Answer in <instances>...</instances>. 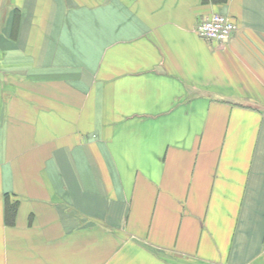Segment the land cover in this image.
Here are the masks:
<instances>
[{
	"label": "crops",
	"instance_id": "crops-1",
	"mask_svg": "<svg viewBox=\"0 0 264 264\" xmlns=\"http://www.w3.org/2000/svg\"><path fill=\"white\" fill-rule=\"evenodd\" d=\"M0 264H264V0H0Z\"/></svg>",
	"mask_w": 264,
	"mask_h": 264
},
{
	"label": "built area",
	"instance_id": "built-area-1",
	"mask_svg": "<svg viewBox=\"0 0 264 264\" xmlns=\"http://www.w3.org/2000/svg\"><path fill=\"white\" fill-rule=\"evenodd\" d=\"M236 30V23L231 17L219 12H213L199 20L195 27L199 38L207 42H214L218 46L228 44Z\"/></svg>",
	"mask_w": 264,
	"mask_h": 264
},
{
	"label": "trees",
	"instance_id": "trees-1",
	"mask_svg": "<svg viewBox=\"0 0 264 264\" xmlns=\"http://www.w3.org/2000/svg\"><path fill=\"white\" fill-rule=\"evenodd\" d=\"M16 211V204H11L6 200L5 203V218L6 223L11 224L13 223V217Z\"/></svg>",
	"mask_w": 264,
	"mask_h": 264
}]
</instances>
